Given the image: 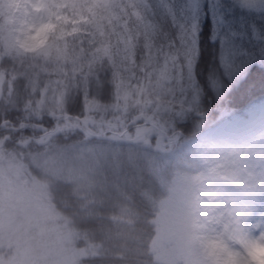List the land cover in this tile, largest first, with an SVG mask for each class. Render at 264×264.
Returning <instances> with one entry per match:
<instances>
[{
	"label": "trees",
	"instance_id": "1",
	"mask_svg": "<svg viewBox=\"0 0 264 264\" xmlns=\"http://www.w3.org/2000/svg\"><path fill=\"white\" fill-rule=\"evenodd\" d=\"M221 1L238 19L231 25L236 33L227 60L231 75L220 64L218 40L211 39L205 17L198 25L191 53L192 83L187 82L186 69L178 80L170 79L155 92L151 89L146 98L135 100L133 96L113 128L103 121L109 116L106 109L102 118H96L100 105L105 108L109 98L110 105L114 100L116 81L110 76L116 68L112 63L103 76L110 83H103L94 98L89 83L83 89L70 87L51 113L43 110L38 90H30L35 79L62 88L100 65L93 32L67 5L56 7L58 0H41L42 12L55 19L54 29L59 27L57 40L64 42L54 57L22 61L0 52V140L11 150L23 146L35 158L64 154L51 172L33 167L27 156H21L30 173L41 180L52 206L68 222L75 246L82 251L76 264H162L150 250L155 231L147 226L156 216L159 186L177 172L175 166L208 176L182 142L219 118L243 116L264 99V10L239 14L229 7L237 6L238 0ZM240 69L242 74L234 79ZM154 95L161 102L166 100L158 119L162 131L143 118L145 103ZM140 127L148 145L135 141ZM172 133L175 141L161 140ZM179 255L200 264V257L190 249H181Z\"/></svg>",
	"mask_w": 264,
	"mask_h": 264
},
{
	"label": "rangeland",
	"instance_id": "2",
	"mask_svg": "<svg viewBox=\"0 0 264 264\" xmlns=\"http://www.w3.org/2000/svg\"><path fill=\"white\" fill-rule=\"evenodd\" d=\"M26 2L34 10L42 12L41 0ZM64 4L93 32L94 49L101 62L95 70L69 80L62 88L56 83H39L35 79L30 90H38L41 106L48 113L62 103L64 91L73 86L83 89L89 83L91 98H94L103 83H110L103 76L111 63L116 68L110 76L112 81H116L114 100L110 105L109 98L105 108L101 104L96 117L102 118L106 109L109 116L103 121L107 127H115L117 119L131 106L133 96L135 100L146 98L151 89L155 92L170 79L178 80L186 69L187 82L192 83L191 53L195 48L196 31L205 17L211 26V39L218 40L220 64L225 74L231 75L227 60L232 56L229 49L232 34H236L232 32L231 25L238 19L230 15L228 5L221 0H58L55 6ZM236 4L229 7L239 14H247L249 10L262 13L264 10V0H238ZM242 72V69L238 70L234 79ZM1 83L0 75V86ZM215 88H218L217 84ZM165 101L161 102L154 95L145 103V123L155 124L157 129L164 127L158 124V119ZM184 109L189 108L185 106ZM142 128L136 132L135 141L145 146L149 143L140 135ZM176 139L173 133L161 138L165 141ZM182 144L193 154L197 166L208 173L202 177L211 193L212 231L219 230L222 237L209 254L210 258L214 264H222L221 257L230 253L235 256L232 264H247L244 256L234 253L229 245L243 246L248 237L264 235V99L245 110L243 116L230 114L219 118ZM21 153L28 157L33 167L50 172L63 161L64 154L61 157L55 153L42 154L35 158L23 146L16 151L11 150L5 148L0 140V190L8 181L9 197L26 201L33 209L35 226L42 237L41 245L53 258L52 264H76L82 251L75 246L68 222L52 206L44 185L30 173ZM14 173L31 177L33 188L26 190L11 186ZM150 250L159 263L171 264L177 259V254L170 251L167 242L158 246L153 239Z\"/></svg>",
	"mask_w": 264,
	"mask_h": 264
},
{
	"label": "clouds",
	"instance_id": "3",
	"mask_svg": "<svg viewBox=\"0 0 264 264\" xmlns=\"http://www.w3.org/2000/svg\"><path fill=\"white\" fill-rule=\"evenodd\" d=\"M55 19L34 10L26 0H0V52L17 60L39 61L54 57L59 27ZM202 176L184 171L170 174L159 186L156 216L148 223L159 246L167 242L177 254L175 264H192L191 258L179 255L190 249L200 257V264H214L210 253L222 239L219 230L212 231L211 193ZM31 177L19 173L11 176V186L32 189ZM9 182L0 190V264H52L41 245L42 237L35 226L34 212L24 200L10 198ZM234 253L243 255L247 264H264V235L248 237L245 244H230ZM235 256L225 253L222 264H232Z\"/></svg>",
	"mask_w": 264,
	"mask_h": 264
}]
</instances>
